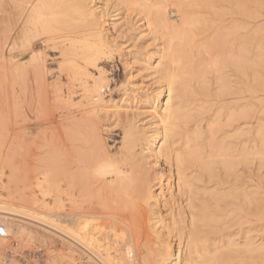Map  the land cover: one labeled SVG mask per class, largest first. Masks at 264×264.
<instances>
[{
  "label": "bare ground",
  "instance_id": "6f19581e",
  "mask_svg": "<svg viewBox=\"0 0 264 264\" xmlns=\"http://www.w3.org/2000/svg\"><path fill=\"white\" fill-rule=\"evenodd\" d=\"M230 1L238 15L251 14L247 2ZM216 4L215 0H0V62L9 76H19L26 107L22 140L40 130L39 124H27V107L40 103L30 91L49 87L62 113L58 109L59 120L51 117L46 126L52 130L58 122L78 143L69 164L59 165L53 157L51 168L50 161L39 159L33 179L25 173L22 206L0 202L4 241L9 234H25L47 244L61 242L74 264L81 254L87 255L86 264L264 263L259 226L240 232L241 240L235 238L240 236L237 230L212 236L219 227L227 230L250 216L264 217L259 186L239 183V168L264 157L263 127L256 131L251 149L244 140V122L252 113L244 94L264 92V78L258 72L251 86L246 83L247 54L251 47L264 53V45L243 34L247 29L243 21L226 24L222 18L227 10ZM132 15L138 24L133 32L150 47L143 70L146 78L155 80L152 87H139L131 66L134 52L126 53L113 37V31L118 34L129 25ZM53 17L56 27L47 23ZM260 31L254 34L259 36ZM41 32L64 33L45 40L60 49L59 73H68L67 88L62 78L50 83L52 72L45 56L49 48L43 53L34 42ZM19 50L31 54L27 62L16 61ZM117 50L130 69L120 101L105 97L113 76L108 61ZM139 104L146 112L140 113ZM74 107L81 109L79 115ZM208 113L212 114L204 118ZM105 116H124L128 121L120 141L111 139L120 145L115 153L99 124ZM102 207L105 211L98 213ZM232 209L239 213L231 214ZM145 213L157 240L153 262L135 259L134 231L143 228ZM103 218L111 224H98Z\"/></svg>",
  "mask_w": 264,
  "mask_h": 264
},
{
  "label": "rangeland",
  "instance_id": "374dc122",
  "mask_svg": "<svg viewBox=\"0 0 264 264\" xmlns=\"http://www.w3.org/2000/svg\"><path fill=\"white\" fill-rule=\"evenodd\" d=\"M215 1H217V4H216L217 6L218 4H220L218 7H221L222 5V8H224V10L225 9L227 10L226 13L228 14L225 15L226 18L225 17L222 18L223 21H225V23L227 21L229 22L226 24H231L233 19L234 20L238 19L237 21L233 20V22L235 23L236 22L238 23V21L239 22L243 21V24L247 28L246 31L243 32V34H245L246 36L248 34V38H250L251 35L252 37L253 36L257 37L259 44L264 45V0H241V1H245V3L247 2V9L251 12V14L247 16H242L240 14L238 15L239 13L237 10L238 8L236 7L235 9L234 8L235 5H233L234 2L232 3V1L230 0H226V1L221 0L219 1L220 3L218 2V0H215ZM231 12H233L232 15H231ZM51 19H53V21L51 20L50 22L48 19L47 23H50V24L52 23V27L55 24L54 27H56L57 24L55 21L57 18L55 19V17H53ZM128 21H129V25L125 27L124 29H121V31L118 34L115 33V31H113V37L115 38L116 42L123 45L122 48L126 50L125 51L126 53L128 51L134 52L132 56L131 66L134 67L133 73H135V79L138 82L139 87H142L143 85L152 87L155 80L151 78H146L145 77L146 72H144L143 70V60L146 58V56H148L150 47L148 46V43L139 41L137 32H133V28L137 23V19L135 18V15H132V19L129 18ZM136 26L138 27V24ZM259 30H262L263 32L260 31L259 36H256L254 32L259 31ZM63 34L64 33L62 32L60 33L55 32L51 36V35L42 34L41 32V34H39L41 36L38 35L39 38L38 36L35 37L36 40L34 41V42H37V44H39L38 45L40 47L39 49L43 53L46 50V48H49L45 51L46 52L45 56L47 59V65L50 68V72H52L50 73V83L51 84H53L56 80H60V78H62L61 80H63L64 81L63 84H65L66 82L65 79L67 78L68 73L66 71L59 73L60 71H59L58 57H59L60 49L54 48L53 46H49L48 43L46 42L51 37H58L60 35L62 36ZM42 35H44V37ZM46 38L47 40H45ZM41 43L45 45L43 46ZM16 54L17 55L19 54L16 61H21L22 63L25 61L27 62V60H29L31 57V54L26 50H22V51L19 50V52H17ZM247 55H248L247 58L250 59V61L248 62V67H247L246 83L248 84V86H251V84H253V80H254L253 77H254L255 72H258L260 76L264 78V53H262L255 47L254 48L251 47L249 48ZM122 59H121V53L119 52V50H117L114 53V56L112 57V59H110V61L107 60L113 70V76L111 77V81H110V89L105 92V97L107 98V100L112 99V100L120 101L123 94L125 93L126 88L128 87L130 69L124 64ZM0 64H1V67H0V202L14 205V207H19V206H22V199H21L22 192L21 191H22V182L25 177V173H27L28 178L33 179L35 167L39 159H42L43 161H47L48 163L50 161L49 163L50 167L52 165L51 161L53 162L55 159H57V162L59 165L61 164L65 166L67 163L69 164L71 160L73 159V157L76 156V154L74 153V150H75L74 148H75V145L78 143H75V142L73 143L72 140H70L69 135H68L70 130L68 131V129L66 128H65V133L67 134L68 138H65L66 136H62L60 129L63 132V135H65L63 131L64 127L60 125V127H62L60 128L58 122L56 123L57 125H55L58 128H54L51 130V129H48V126H46L48 119H52L51 117H55L57 118V120H59L58 115L62 113V109L57 107V103L54 101L51 95L50 91L52 88H49V87L40 89V91L39 90L30 91V96L36 95L38 99H40V103L36 105L30 104V106L27 107L29 108L27 110L28 111V114H27L28 122L32 118H33L32 120L35 122L34 123L31 120L32 123L29 124L31 122L30 121L29 123L27 122V124L29 126L39 124L40 130L38 132L39 134L37 133L35 135H32V137H30L27 141L22 140V131L24 127V123L22 121L25 117L26 107L22 103L23 101L21 98V90H20L21 84H20V80H18L19 76L12 74L10 75L12 77H10L5 66L3 67L2 62H0ZM57 73L59 74L57 75ZM52 74L57 77L61 74L62 77L59 76L58 78L57 77L55 78L54 76H52ZM235 78L236 80L238 79L237 76L234 75L233 79ZM9 79L10 80L12 79V80L10 81ZM64 87L67 88L68 85L65 84ZM244 96H245V101L249 103L248 105L252 109L251 116L248 119H246L247 120L246 122H244L245 124L244 128L246 127L244 140L246 144L248 145V147L251 149L254 145L253 139H254V136H256V131L262 127L264 128V92L263 91L261 92L260 91L259 92L248 91L244 94ZM202 99L206 100V98L204 99L203 97ZM138 108H140V113L146 112L142 104H139ZM58 109L60 110V113L58 112L59 111ZM77 109L81 110L79 109V107L73 108L75 112L77 111ZM31 112L34 113L33 116ZM38 112H39V115L37 114ZM78 112L79 111L76 112L77 115L80 114V113L78 114ZM210 114L212 113H208V115L205 114L203 117L207 118ZM42 115L43 117H41ZM35 116H37V118ZM122 117L123 118H121L122 119L121 120L118 118H110V117L105 116V117H102L99 122L102 132L104 136L107 138L109 142V147L111 151H113V153L116 152V148H119L120 145L113 144L111 140L112 137L117 138L119 142L120 136L122 135L120 133L123 130V128L128 124L127 119H124V116ZM144 117L145 116H141L140 118L142 119ZM38 118H39V122H38ZM40 121L43 124L40 123ZM42 131L44 135L42 134ZM70 142H72V144H70ZM53 157H55V159L52 160ZM241 168H243L244 170H242ZM239 169L241 170V173H240L241 177L239 179L240 181L239 183L245 184L247 186L251 184L252 188L254 186L256 187V185L259 186L260 191L263 193V198H264V157L263 158L261 157V159L260 158L255 159L254 162L249 163L245 166H242ZM242 174H244L243 176L244 178L242 177ZM204 180L206 181V179ZM202 183H200L199 186H203L205 184V183L204 184ZM213 185L209 184V186H213ZM38 197L42 199V196H40L39 193H38ZM205 197H202L201 200H205L203 199ZM48 201H51L50 197ZM104 211L105 210L103 207L97 209L98 213L104 212ZM230 213L237 214L239 212L237 210L232 209ZM149 216H150L149 213H145L144 221H143L144 223L142 226L143 228L141 229L136 226L137 230L134 231V236H133L134 243H136L135 244V249H136L135 259L136 258L140 259L141 262L144 259L147 260L148 262H153L155 255H156V250H157L156 245H155L157 242L156 236L149 229V225H150ZM254 218L255 217L250 216L247 218V220L243 222L242 225H239V226L235 225L234 227H231L227 230L222 229V227H219L218 228L219 230H216V232L213 233L212 236L219 238L221 237L220 235L225 234V233H231V232H237V231L240 233V232H243L244 230L247 231L249 228H254V226L257 225L255 229L260 228L259 229L260 232L258 230L260 234L259 237L261 238L262 241H264V217L260 220H257ZM111 222L112 221L106 220L103 218L98 221V224L104 223L106 225H110ZM239 235H237L239 236L238 237L239 239L235 236L237 240H241L240 238L242 237L241 236L242 233H240ZM9 236L10 237H4L6 238L5 241L3 240V237H0V264H74L72 259H70L67 256L66 247L63 244H60L61 242H56L55 244H51L50 241H48L50 244H47V243L42 242L39 239H38L39 241L38 242L37 241L38 237L35 235H34L35 238H29L25 234L22 236H18V235L15 236L13 234H9ZM48 239L53 242L55 238L53 240L52 238H48ZM154 251H155V255H153ZM151 255L154 257H151ZM66 256L68 258H65ZM84 258L86 259L87 255H84V254H81V256L77 255L76 260L77 262H79L78 264L80 263L86 264L88 261L85 260ZM238 262L241 263V260H239ZM246 263L253 264L249 262H246Z\"/></svg>",
  "mask_w": 264,
  "mask_h": 264
}]
</instances>
